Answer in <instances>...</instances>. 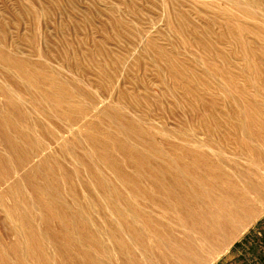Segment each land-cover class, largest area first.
I'll use <instances>...</instances> for the list:
<instances>
[{
	"label": "rangeland",
	"instance_id": "374dc122",
	"mask_svg": "<svg viewBox=\"0 0 264 264\" xmlns=\"http://www.w3.org/2000/svg\"><path fill=\"white\" fill-rule=\"evenodd\" d=\"M0 46V53L26 63L21 72L0 60V88L9 90L20 108L14 116L20 124L17 129L30 128L42 144L51 143L30 166L45 155L61 162L65 170L57 171L62 183L57 203L86 221L82 225L77 220L71 230L59 218L43 223L39 194L21 181L30 168L27 164L16 167L0 180V264H82L83 257L76 258L85 250L100 264H126L127 259L156 264L149 258H170L171 251L153 239L143 218L135 216L136 207L161 220L162 229L171 228L173 243L190 229L165 220L159 206L138 190L131 191L126 178L136 175V166L106 142L118 163L109 165L102 159L103 151L85 138L88 131L106 140V133H111L153 157L150 142L167 156H179L183 145L204 151L212 161L224 164L220 163L221 178L227 176L240 189L246 188L247 181H264V143L253 141L259 151L248 154L238 146L234 128V112L240 108L264 121V0H0ZM52 89L57 94L61 89L59 96L65 100L58 108L46 97ZM65 90L74 91V97ZM5 100L0 96L1 104ZM81 106L86 111L77 124L62 115ZM116 108L140 128L117 131L109 119ZM214 148L226 157L211 153ZM0 153L9 155L1 136ZM79 156L88 159L82 161ZM89 163L104 178L103 189L90 174ZM66 172L69 179L62 178ZM16 181L20 182L18 192L11 190ZM140 186L152 188L147 180H141ZM116 190L122 197L112 196ZM23 197L34 200L35 207ZM16 202L19 217L8 212ZM204 204L202 210H214ZM259 204L264 206V201ZM117 209L125 212L123 217L115 215ZM21 216L29 228L21 227ZM131 222L144 231L143 243L130 236L127 224ZM29 230L41 231L44 238H30ZM122 240L126 248L121 250L118 242ZM211 264H264V213Z\"/></svg>",
	"mask_w": 264,
	"mask_h": 264
},
{
	"label": "bare ground",
	"instance_id": "6f19581e",
	"mask_svg": "<svg viewBox=\"0 0 264 264\" xmlns=\"http://www.w3.org/2000/svg\"><path fill=\"white\" fill-rule=\"evenodd\" d=\"M238 6H239V4H238ZM244 6H245V4H244ZM240 7H242V6H240ZM256 10H258V9H256ZM262 11H263V9H262ZM243 12H245V11L243 10ZM246 13H248V12H246ZM249 13H251V12H249ZM254 14H255V12H254ZM262 14H263V12H262ZM262 17H263V15H262ZM242 30H244V29H242ZM0 60L1 61L4 60L6 63H8L10 65V68H14L15 70L16 69L20 70L21 72L26 67V63L24 61L18 60V58H15V56L14 57L6 56L5 54H3V52L0 53ZM29 65H31V64H29ZM254 67L256 68V66H254ZM7 68H9V67H7ZM18 76H19V74H18ZM13 78H15V77H13ZM26 80L27 79H25V81ZM6 83L8 84L7 80H6ZM54 85L56 86L57 83H55ZM31 87H33V86H31ZM8 89H9V87H8ZM61 89H60V91L57 90L58 94L56 92H54V90L52 89L53 91L52 90L50 91L52 93H49L48 96H46L47 98L53 100L54 105L57 108L63 104V101H65V100H63V98L61 96H59ZM8 91L0 88V96H3L6 99L4 104H1L2 101L0 103V136H1L2 143L5 147V149L9 153V155H7V154L5 155V154L0 153V180H1V177L9 176L11 174V171H13V169L16 170L15 169L16 167H22L23 165L27 164L30 169H28L27 173H25L22 176L21 181L27 182L30 185L31 189L39 194V196H40L39 200H41V201L39 203V206L38 205L37 206L43 212V217H42L43 219L41 218V220H45V221H42V222L47 224L50 218H59V220L63 221L65 228L66 229L69 228V230L72 229L73 224L75 222L77 223L79 221L82 223V225L86 224V221L84 220V218L78 217L76 213L68 211L66 208L60 206L57 203V200L62 195V183H60L59 176L57 174L58 170L64 169L62 163L59 161H56L55 159L53 160L50 155H45V156L41 157L38 164L30 166L31 162L35 158H39L41 155H43L44 152H46V150L49 149L51 143L48 144L47 146L42 144V142L38 141L39 139L37 140L34 137L33 132H32V130H30V128H28L27 130L17 129L18 126H20V124H18V122L16 120L17 118L14 119V116L16 114H18L20 108H19L18 103H17L18 100L16 101V98L11 93H9ZM65 94H67V96L74 97L75 92L71 91V90H65ZM46 102H47V100H46ZM83 105H84V103H83ZM2 108H4L3 111H2ZM239 108H240V106H239ZM240 109H238L236 112H234V116L236 119L235 120L236 123L234 125V128L238 133V137L236 138L237 144L240 147V149L246 150L248 154H251V155L254 153L257 154L259 149L256 145H252V142L259 140V141H262L264 143V121L262 119H256L255 117L252 116V114L250 112H247V110H240ZM5 110L7 112H5ZM85 111H86V109L83 106H81V108L78 110L74 109V111L73 110L72 111H62V115L66 116V118H68L69 121H71L72 124L74 125V123H76V124L78 123V118L80 117L79 115H83V113ZM54 115H55V113H54ZM53 119H56V118H53ZM109 119L111 122L116 124L115 129L117 131H120V132L121 131H123V132L131 131L134 127L137 129L140 128L139 124L136 123L137 125H135L134 121L131 118L125 116L121 111H119V108L114 109V113L109 117ZM255 120H257V121H255ZM88 126L92 127L90 125H88ZM10 131H12V132L10 133ZM33 131H35V130H33ZM57 131H59V130H57ZM139 133H140V131H139ZM59 134H61V132L55 136L53 135L54 141L58 140ZM106 137H108L109 140H106L103 138L100 139V137H98V134L95 131H88L85 138L89 142H91L92 145H94V147L97 150L103 151V153L101 154L102 159H105L107 161V163L111 166H115V165L118 166V163L114 160V158L112 156V152L106 146L105 143L107 142L110 145V148L112 146L117 147L118 150L123 155H125V157H127V160H130V162H132L134 164V167L136 166V168L138 169V172H135L136 175L135 176H133L134 174L132 175L133 177L132 176L130 177V176H128L129 174L128 175L126 174L128 176V178L125 177L127 180V183H128V185L130 183L129 187L132 188L130 190L131 191H137L138 190L142 194V196L146 198V200L150 201L149 203H153V205L155 204V205L159 206V209L161 208V213L163 214L165 220H166V218H168V220H171L172 222H177L178 225L180 226L179 227L180 229H181V227L182 228H188V227L190 228V229H188V232H190L191 234H189L186 231L185 236L183 239H181V241L173 243L171 241V237L169 236V234L172 233L171 228H168V226H165L166 228L162 229V227H164L162 224H164V223L161 224V222H160L161 220L157 221V220L151 218L149 214L145 213L139 207L134 208L133 213H135V216L137 218H141V219L143 218L144 219L145 225L148 227V229H150L149 233L151 236H153V239L157 243L168 248L172 254L170 258H168V257H166L164 259L162 257L156 258V259L149 258V260L151 262L154 261L156 264H158L156 261L161 262V264H164L165 262H169L170 264H211V262L217 260L223 252H226V250L229 249V247L245 232V230L247 228H249L250 225H252V223H254L264 213V209H261V208H264V206L261 205L263 203L258 205L259 201H261V202L264 201V181L261 180V182L259 183V182H252L250 180L249 182L247 181L248 183L246 182V188L240 189L235 184L236 182L234 181L235 182L234 183L232 181H229L228 179H230V178L227 179L226 178L227 176L221 178L220 174L222 175V171H224L223 170L224 168L222 167V165L224 166V164L222 163V161L220 162V160L218 161L219 163L212 161V159L210 158V155H208L204 151L196 150V148L188 147V145L187 146L183 145L182 151H181L179 156H177L176 153H174L170 156H167L164 154V152H162L159 148H157L152 142H150V143H148V147L153 152V154H154V157H153V156H151L152 153L151 154H144L145 152L142 153L134 145L128 144L127 142H125L123 140H121V141L116 140V138H114V135H112L111 133H106ZM213 140H215V139H213ZM214 142H217V141H214ZM103 145H105V146H103ZM179 145H180V143H179ZM142 147L144 148V146H142ZM199 147L202 148V146H199ZM207 147H208V145H207ZM66 152H68L70 156H73V154H72L73 152L71 150L67 151V149H66ZM212 152H216L215 154L218 153L217 155H219V157H221V158H223V156H225L224 151H222V150H220L218 152L215 149V151H211V153ZM226 155H227V153H226ZM262 156H260V157H262ZM79 158H80V156H79ZM153 158H158V161L153 160ZM80 159L85 160V159H88V157L84 156ZM263 159H264V157H263ZM75 160H78V159H75ZM220 163H222V165ZM87 168H88L90 174L94 177V179H96L97 185L103 189L105 186L104 185L105 180L101 176V173H99L96 170V168L94 167V165H92L91 163L87 164ZM260 169L262 170V168H260ZM121 170H122V168H121ZM263 170H264V166H263ZM263 175H264V172H263ZM64 176H65V178H64ZM231 176H229V177H231ZM258 176H259V174H258ZM69 177H70V175L67 172L62 174L63 179H69ZM236 177H238V176H236ZM38 178H40V181H37ZM141 180H147L152 188L150 190H148V188L142 189V187L140 186ZM242 181H243V179H242ZM198 187H201L202 190L195 189ZM11 188H12L11 189L12 191L14 190L15 192L16 191L18 192L21 189L20 188V182H18V181L13 182ZM189 188L194 189L193 190L194 192L190 193ZM214 191H215V194L219 193L220 195L219 196L215 195V194L212 195V193H214ZM27 192H31V191H27ZM103 195H105V194H103ZM112 196L113 197H116V196L122 197V194L116 190L114 193H112ZM261 198H262V200H260ZM23 199L27 205L30 204V205H33L35 207L36 203L34 200H33V202H29L28 200H26L25 197H23ZM51 199L56 200V201L51 202L50 201ZM255 200L256 201L258 200V203ZM204 203L209 204L210 208L214 207V210H212V209H208V210L203 209L202 210L200 208V206ZM56 209H58L59 211H56ZM82 210L80 211V213L81 212L83 213L84 210L83 211ZM113 211H114V208H113ZM8 212H9V214H15L14 216L19 217V215H17V214H19L18 213L19 207L17 206V202L14 203L11 207H9ZM115 212H116L115 215L119 216L120 218L123 217L124 213H125L123 210L120 211V209H117ZM86 214H87V211H86ZM172 215L174 217H172ZM72 216H74L73 220L71 219ZM21 218H22L21 219V221H22L21 227H23L25 229L29 228L30 223L27 220H25L22 216H21ZM169 223H167V225ZM121 225H122V222H121ZM127 225H129L128 228L130 230V234H131L130 236H132V239H135V240L143 243L142 238H143L144 231L140 230V228L136 227L134 225V223H132V222L127 224ZM172 226L174 228V225H172ZM173 228H172V230H174ZM176 229H178V228H176ZM175 231H177V230H175ZM146 232H147V230H146ZM177 232H180V231H177ZM28 235L30 236V238H33V239H37L38 236H39V238H41V237L44 238L43 233L41 231L39 232L38 230L37 231H35V230L30 231L29 230ZM140 235H141V237H140ZM182 235H184V233ZM110 237H112V236H110ZM118 240H120V239H118ZM111 241H113V240H111ZM125 241H126V239H125ZM130 242H127V243L130 244ZM113 243L111 245H113ZM118 244H119L118 248L121 247V250L126 248V244L123 240L119 241ZM28 246H29V243H28ZM85 246L86 245H84V247ZM112 247L114 248V246H112ZM127 248H128V246H127ZM215 249H218V250L215 251ZM105 250H107V249H105ZM112 250H117V249H112ZM117 251L119 252V249ZM127 251H128V249H127ZM112 252H114V251H112ZM131 253H132V251H131ZM80 254H81V256H79V258H76V260H80V258L83 257L82 264L83 263H85V264H100V261L97 258L89 255L90 252L88 253V251L85 250V251L80 252ZM126 256H128V255H126ZM131 256H129V257H131ZM118 260L121 261V259H118ZM135 260L127 259V261H125V262H126V264H138L139 260L137 259L138 262ZM75 262H74V264H75ZM117 262H119V261H116V263ZM121 262H119V263H121ZM144 264H145V262H144Z\"/></svg>",
	"mask_w": 264,
	"mask_h": 264
}]
</instances>
